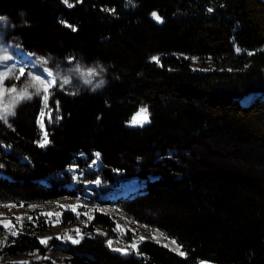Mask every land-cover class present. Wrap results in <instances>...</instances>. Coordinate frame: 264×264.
Wrapping results in <instances>:
<instances>
[{
	"label": "trees",
	"instance_id": "16d2710c",
	"mask_svg": "<svg viewBox=\"0 0 264 264\" xmlns=\"http://www.w3.org/2000/svg\"><path fill=\"white\" fill-rule=\"evenodd\" d=\"M67 1L0 0L6 36L24 50L106 68L99 89L55 90L50 103L60 116L45 147L39 98L0 120V204L76 195L56 174L81 163L79 154L90 162L99 153L104 182L118 173L145 182L116 204L185 255L154 240L134 254L114 252L92 232L114 226L97 213L90 235L67 250L71 264H264V99L242 101L264 97V0ZM194 56L230 67L193 69ZM141 106L150 121L130 126ZM46 229L26 225L5 251L44 252L38 236Z\"/></svg>",
	"mask_w": 264,
	"mask_h": 264
},
{
	"label": "rangeland",
	"instance_id": "374dc122",
	"mask_svg": "<svg viewBox=\"0 0 264 264\" xmlns=\"http://www.w3.org/2000/svg\"><path fill=\"white\" fill-rule=\"evenodd\" d=\"M66 6L71 3L64 0ZM156 13L161 19L157 20L152 13ZM153 20L162 23L165 19L158 11L150 13ZM0 20V76L6 77L2 80V88L7 90L13 87L17 92L23 91L25 85L37 84L41 86L55 79V83L47 89V92L39 93L32 87L27 90L31 98L19 99L13 101L14 93L4 91L0 96V107L11 106V114H7L6 120L0 119L6 123L15 114L16 108L23 102L39 98L42 104V110L39 116L40 140L39 145L43 147L49 144V126L60 116V111L55 103H50L51 96L55 90L65 93H77L83 88L99 89L105 84V67L100 64L84 65L74 61L72 57L60 61L51 55H41L30 53L24 50L20 45L10 40L6 35L10 28L9 19L5 16ZM237 54L243 51L235 46ZM158 58V57H154ZM157 61V59H152ZM159 61V59H158ZM192 68L198 70L228 69L230 66L224 61L216 62L212 57L199 58L192 57ZM23 68V75L20 69ZM52 73V75H49ZM38 78V79H37ZM67 79V83L64 80ZM48 99L45 103L44 96ZM264 97L260 94H252L245 99L243 103H249L254 99ZM141 109H146L142 112ZM139 112L131 118H135L137 126H142L150 121V111L147 106H141ZM140 114L146 118L145 122L139 120ZM47 140V143L44 141ZM5 149H7L5 147ZM98 154V155H97ZM81 163L74 160L72 164L64 171L56 175L65 178L68 176L67 187L77 191L74 196H66L56 201L47 203H35L29 205H17L13 203L0 204V264H71L70 255L67 252L71 246L78 244L84 237L90 235L87 230L97 213L108 215L114 226L109 229L98 225L92 232L102 234L107 237V244L111 241L110 249L114 252L130 255L137 253L139 245L146 240H154L171 249H177L181 252L176 241L168 237L163 231L152 228L148 225L138 223L126 214L117 204L119 198L127 197L139 192L145 185L143 180L136 176L124 178L120 173L116 175L115 181L104 182L99 176L103 163L99 153H94L92 161L87 162L83 154ZM0 173L1 167H0ZM50 177L47 176L41 181L48 183ZM99 180L100 183H96ZM68 216L74 218L73 221L66 220ZM69 218V217H68ZM47 227L43 234L38 236L41 243L42 239H47L46 243H41L45 251H30L27 253L12 255L6 252V248L15 242L21 233L24 232L26 225L33 228L39 227V223ZM31 224V225H29ZM15 232L16 235L12 233ZM71 237V239H69ZM141 237L144 239L141 240ZM50 238V239H48ZM78 240V243H74ZM175 241V243H172ZM135 246V247H133ZM121 249L123 251H118ZM206 264H211L207 262Z\"/></svg>",
	"mask_w": 264,
	"mask_h": 264
},
{
	"label": "snow or ice",
	"instance_id": "6c2138e0",
	"mask_svg": "<svg viewBox=\"0 0 264 264\" xmlns=\"http://www.w3.org/2000/svg\"><path fill=\"white\" fill-rule=\"evenodd\" d=\"M65 2L67 3V0H65ZM152 15H153L157 20H160V19H161V18H160L155 12L152 13ZM3 19H4L3 17H0V20H3ZM153 59H157V62H158V58H153ZM19 71H20V74L23 75V68H21ZM49 75H52V73H49ZM4 78H6V77L0 76V82H2V80H3ZM37 79H38V78H37ZM67 82H68L67 79H65V80H64V83H67ZM54 83H55V79H53V80H51V81H49V82H47V83H44V84L42 85V87H41V86H38V85L35 84V83H33V84H28V85H25L24 90H23V91H20V92H17V90H16L15 87H13V88H11V89H7V90H5V89L2 88V83H0V96L3 95L4 91H7V92H10V93H14V94H15V96L13 97V101H14V102H15L16 100H19V99H25V98H29V99H30V98H31V95L29 94V92H28V90H27L29 87L34 88V89L36 90L37 93H39L40 91L47 92V89H48L49 87H51ZM47 99H48V97H47V95H45V96H44V101H45V103L47 102ZM11 111H12V107H11V106H3V107H0V119H4V120H6V118H7V114H11ZM141 111H142V112H146V109H141ZM133 122H134V123L136 122L135 118H133ZM44 143H47V140H45ZM41 146H43V145H41ZM97 155H98V154H97ZM96 183H100V181L97 180ZM12 234H13V235H16L15 232H13ZM48 239H50V238H48ZM69 239H71V237H69ZM143 239H144V238L141 237V240H143ZM46 242H47V239H42V240H41V243H46ZM73 242H74V243H78L79 241H78V240H74ZM111 243H112L111 241L108 242V244H109L110 247H111ZM172 243H175V241H172ZM133 247H135V246H133ZM117 250H118V251H123V250H121V249H117ZM180 254H181V255H185V253H183V252H180ZM21 264H27V262H21Z\"/></svg>",
	"mask_w": 264,
	"mask_h": 264
},
{
	"label": "crops",
	"instance_id": "0c3cea01",
	"mask_svg": "<svg viewBox=\"0 0 264 264\" xmlns=\"http://www.w3.org/2000/svg\"><path fill=\"white\" fill-rule=\"evenodd\" d=\"M139 111H137V113H138ZM136 113V114H137ZM144 115L143 114H140V118H139V120L141 121V122H145L146 121V118L145 117H143ZM130 126H137L136 124H134V123H132L131 121L128 123ZM142 126H143V124H142ZM180 248V247H179ZM176 252H178V253H180V251H178L177 249H174ZM181 250V249H180ZM207 262H202V264H206Z\"/></svg>",
	"mask_w": 264,
	"mask_h": 264
}]
</instances>
